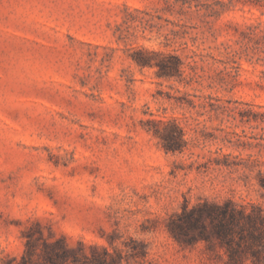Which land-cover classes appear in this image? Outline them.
Listing matches in <instances>:
<instances>
[{
    "label": "rangeland",
    "instance_id": "rangeland-1",
    "mask_svg": "<svg viewBox=\"0 0 264 264\" xmlns=\"http://www.w3.org/2000/svg\"><path fill=\"white\" fill-rule=\"evenodd\" d=\"M141 49L180 75L139 67ZM226 201L264 211V0H0V264L43 240L228 264L168 230Z\"/></svg>",
    "mask_w": 264,
    "mask_h": 264
},
{
    "label": "trees",
    "instance_id": "trees-1",
    "mask_svg": "<svg viewBox=\"0 0 264 264\" xmlns=\"http://www.w3.org/2000/svg\"><path fill=\"white\" fill-rule=\"evenodd\" d=\"M153 55L157 54L141 49L136 52L133 61L139 67L156 66L157 72L163 76L180 75L182 63L178 57L171 56L170 63L163 60L152 62ZM177 131L180 133L178 128ZM153 132L163 138L157 128ZM180 140V136L163 138V147L166 151L177 150ZM168 230L178 242L204 240L211 243L215 240L225 249L228 264H244L247 260L251 264H264V211L259 207L251 206L247 211L231 201L220 205L203 202L191 208L185 204L169 222ZM26 245L27 249L18 264H120L105 250L101 256L93 253L88 256L82 248H69L62 240H43L39 249L31 241Z\"/></svg>",
    "mask_w": 264,
    "mask_h": 264
}]
</instances>
